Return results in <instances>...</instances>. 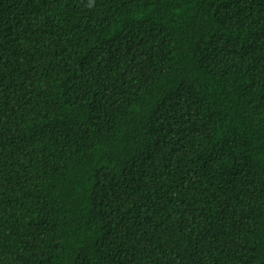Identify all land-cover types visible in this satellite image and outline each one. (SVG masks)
<instances>
[{
  "label": "trees",
  "instance_id": "obj_1",
  "mask_svg": "<svg viewBox=\"0 0 264 264\" xmlns=\"http://www.w3.org/2000/svg\"><path fill=\"white\" fill-rule=\"evenodd\" d=\"M0 264H264V0H0Z\"/></svg>",
  "mask_w": 264,
  "mask_h": 264
}]
</instances>
